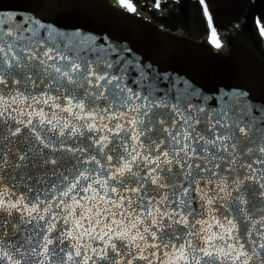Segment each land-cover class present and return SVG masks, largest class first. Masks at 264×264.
Here are the masks:
<instances>
[{"label": "snow or ice", "instance_id": "snow-or-ice-1", "mask_svg": "<svg viewBox=\"0 0 264 264\" xmlns=\"http://www.w3.org/2000/svg\"><path fill=\"white\" fill-rule=\"evenodd\" d=\"M189 8L228 47L209 0L0 3V264H264V11L231 26L258 67L117 34Z\"/></svg>", "mask_w": 264, "mask_h": 264}, {"label": "water", "instance_id": "water-1", "mask_svg": "<svg viewBox=\"0 0 264 264\" xmlns=\"http://www.w3.org/2000/svg\"><path fill=\"white\" fill-rule=\"evenodd\" d=\"M12 2H14V0H0V3L3 4ZM96 16L116 18L115 14L107 7L98 9ZM77 18L83 20L84 16L83 14H77ZM94 18L95 17H90V19ZM158 26L157 22H149L147 19L139 16L124 18L121 19V28L117 34L131 39L135 48L141 50L139 55H144L145 53L155 55L160 49H170L174 51L177 54L174 60L176 68L185 67L188 61H200L224 68L237 63L232 59L222 56L220 53L216 54L217 52L210 49L204 42L199 44L196 40H186L176 36L170 31H168L167 34H162L158 31ZM93 27H105V25L93 24ZM188 27L196 37V31L198 32V29L194 25L192 19L188 20ZM91 30V28L85 29V31ZM173 70H175V68Z\"/></svg>", "mask_w": 264, "mask_h": 264}, {"label": "flooded vegetation", "instance_id": "flooded-vegetation-1", "mask_svg": "<svg viewBox=\"0 0 264 264\" xmlns=\"http://www.w3.org/2000/svg\"><path fill=\"white\" fill-rule=\"evenodd\" d=\"M209 4L214 15L215 26L228 45V47L219 53L235 62L244 60L258 67L261 61L260 50L258 48L248 49L247 47L242 46L240 38L235 32L231 31V26L236 21L237 17L244 19L250 10H256L257 15L261 11H264V0H209ZM190 18L193 20V15H189L186 20L182 22V25H180L182 28L180 30L169 28V31L171 30L176 33L180 38L196 40L199 44L204 42L217 52L215 47L211 45V42L206 38L203 27L194 20L193 22L196 25L198 32L196 31V37L193 35L188 27V20ZM153 20H160L161 23H165V19L153 18ZM185 25H187V27H185ZM208 34H210V32Z\"/></svg>", "mask_w": 264, "mask_h": 264}, {"label": "rangeland", "instance_id": "rangeland-1", "mask_svg": "<svg viewBox=\"0 0 264 264\" xmlns=\"http://www.w3.org/2000/svg\"><path fill=\"white\" fill-rule=\"evenodd\" d=\"M189 4H191V3H189ZM187 11H189L188 9L186 10V12ZM172 12H177V9L176 10H174V9H172ZM162 14H164L163 16H161L162 18H164L165 19V22H167V25H168V27L170 28V29H174V30H180L181 28H182V26L180 27V25H178L177 24V26L176 27H171V25L173 24V23H176V21L177 20H179L180 21V19H181V17L183 16V15H185V14H180V15H177V16H170L169 15V13H168V11H165L164 13H162ZM184 17V16H183ZM187 17V16H186ZM185 17V18H186Z\"/></svg>", "mask_w": 264, "mask_h": 264}, {"label": "trees", "instance_id": "trees-1", "mask_svg": "<svg viewBox=\"0 0 264 264\" xmlns=\"http://www.w3.org/2000/svg\"><path fill=\"white\" fill-rule=\"evenodd\" d=\"M145 2V0H140V3L143 4ZM167 2L170 3V0H167ZM176 10V9H174ZM141 11L143 12V14L145 16H148L149 13L152 11L151 9H145V8H141ZM248 14H251L252 16H256L257 15V11L256 10H250L248 11ZM164 14L162 13H159V12H156V13H153V18H157L159 17L160 19H164L162 18L161 16H163ZM174 17V16H173Z\"/></svg>", "mask_w": 264, "mask_h": 264}]
</instances>
